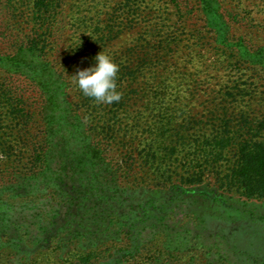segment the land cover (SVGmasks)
Segmentation results:
<instances>
[{"label": "rangeland", "instance_id": "1", "mask_svg": "<svg viewBox=\"0 0 264 264\" xmlns=\"http://www.w3.org/2000/svg\"><path fill=\"white\" fill-rule=\"evenodd\" d=\"M63 1L87 24L50 53L71 116L83 118L93 140H117L105 162L78 158L66 170L55 146L45 180L35 182L33 150L79 129L68 130L75 118H50L52 106L15 64L0 68V264H264V200L204 193L217 189L209 176L194 186L179 163L160 160L167 115L175 129L193 124L192 134L212 116L264 118V0H134L131 11L126 0ZM8 2L0 0V20L10 19ZM28 21L10 19L13 35H27ZM93 35L95 55L130 66L119 67V104L85 98L71 78L87 68L75 43ZM6 41L0 53L10 57ZM245 87L253 96H223ZM100 187L106 193L95 195Z\"/></svg>", "mask_w": 264, "mask_h": 264}, {"label": "trees", "instance_id": "2", "mask_svg": "<svg viewBox=\"0 0 264 264\" xmlns=\"http://www.w3.org/2000/svg\"><path fill=\"white\" fill-rule=\"evenodd\" d=\"M14 1L9 0L5 7L7 15L10 19L27 17L29 20L27 26L30 27V30L27 35L20 32L18 35H13L10 19L9 21L0 20V41L7 40L8 48L13 49L10 57H4L0 53V66H2L0 68L7 69L15 64L18 68L17 74L33 83L40 90L46 102L52 106L50 118L59 117L60 120L61 117L70 120L75 118L71 120L68 130L79 129L76 137H71L68 133L66 136L61 134L55 137V139H60L59 142L53 140L49 146L36 147L30 159L32 165L30 178L40 183L45 180L46 169L52 162L53 158L50 159V156L55 146L64 152L65 156L62 155L59 158L65 164V170L68 166H72V162L77 161L78 158L85 163L105 162L107 158L103 154L107 152L109 144L114 143L117 139L112 136L108 137L106 143L97 142L89 134L90 131L83 118L77 113V115L71 116L73 111L67 102L68 93L65 79L56 68V62L50 58L51 51L57 49L60 51L68 41L72 40L74 35L82 33L83 29L87 27L80 17V11L73 8L69 14H66L63 0H20V2L22 1L20 4L14 3ZM126 2L125 7L131 11L135 7V1L126 0ZM123 24L121 17H117L111 32L114 33V30ZM212 26H216V24H212ZM217 26L220 27L218 32L223 33L222 25ZM80 41L77 40L75 43L74 51L78 54L85 52L86 64L84 63V67H89L96 56L94 53L96 35L81 45ZM90 41L91 43H89ZM78 45L80 46L78 47ZM116 63L119 67H130L124 63ZM148 63H150V59H148ZM117 86V90L122 93L121 99H123L125 94L122 86L120 84ZM236 90L237 93L227 91L223 96L229 95L234 99L238 95L253 96L250 88ZM83 96L89 98L84 94ZM18 100L22 101L21 98ZM23 114V118H30L29 113L23 111ZM208 122L196 134H192L193 124L186 123L185 126L175 129L174 118L168 115L163 117L160 121V151H162L160 160L168 162L172 166L179 163V166L185 169L186 177H183V180L194 186L203 183L204 178L209 176L215 182L217 189H210L211 184H209L204 193L235 192L241 200H264V118L258 120L245 114L239 117L227 114L223 118L212 116ZM208 130L210 133L207 132ZM66 151L69 153L77 151V155L68 154V157ZM171 173L169 179L174 177V172ZM63 176H67L65 171ZM88 190V187H85L80 194L85 196L88 194ZM104 193H106L104 188L100 187L95 195Z\"/></svg>", "mask_w": 264, "mask_h": 264}, {"label": "clouds", "instance_id": "3", "mask_svg": "<svg viewBox=\"0 0 264 264\" xmlns=\"http://www.w3.org/2000/svg\"><path fill=\"white\" fill-rule=\"evenodd\" d=\"M119 70L114 59L102 51L94 57L91 66L77 68L71 78L86 97L98 103L111 104L122 98V93L117 90Z\"/></svg>", "mask_w": 264, "mask_h": 264}]
</instances>
